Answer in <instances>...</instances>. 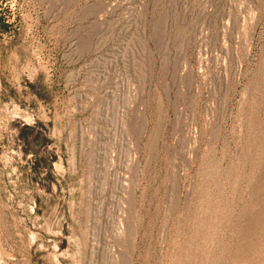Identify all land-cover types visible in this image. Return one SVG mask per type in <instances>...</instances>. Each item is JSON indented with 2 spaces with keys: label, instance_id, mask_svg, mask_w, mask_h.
Wrapping results in <instances>:
<instances>
[{
  "label": "rangeland",
  "instance_id": "obj_1",
  "mask_svg": "<svg viewBox=\"0 0 264 264\" xmlns=\"http://www.w3.org/2000/svg\"><path fill=\"white\" fill-rule=\"evenodd\" d=\"M0 264H264V0H0Z\"/></svg>",
  "mask_w": 264,
  "mask_h": 264
}]
</instances>
